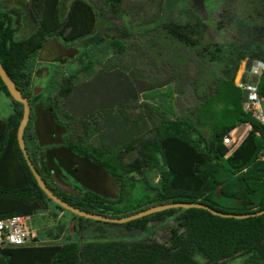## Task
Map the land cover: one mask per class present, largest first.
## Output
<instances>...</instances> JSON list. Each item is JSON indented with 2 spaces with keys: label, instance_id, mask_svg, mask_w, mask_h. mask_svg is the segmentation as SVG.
<instances>
[{
  "label": "trees",
  "instance_id": "16d2710c",
  "mask_svg": "<svg viewBox=\"0 0 264 264\" xmlns=\"http://www.w3.org/2000/svg\"><path fill=\"white\" fill-rule=\"evenodd\" d=\"M127 1L102 0V6H97L92 0H72L66 7L64 0H30L38 26L21 38L17 37L21 24L19 12L0 6V61L31 105L39 97H32L33 64L51 39L98 48L105 43V28L110 27L120 33L110 40V45L118 48V52L125 51L119 38L126 40L133 35L131 30L128 27H106L102 17L106 11L118 13L126 7L132 16L141 15V12L146 16L142 4L129 5ZM167 14L152 29L139 31V35L164 33L170 50H180L189 57L191 53L196 54L210 65L221 62L224 57L222 69L210 70L219 72L233 83L231 98L233 104L241 108L216 119L208 109L209 98L204 101L201 93L203 98L201 95L185 113L171 102L166 106L161 104L160 112L157 111L159 106H155L151 108L152 114L139 113L132 117L124 110L126 103L138 102L140 92L147 93L158 86H172L175 75L182 74L178 69L194 58L179 62L172 57L174 53L170 58L156 56V62L167 59L172 67L163 80L147 79L134 70L131 71L133 79H129L130 76L118 67L108 70L106 75L101 68L96 81L108 79L113 86H110L111 90L117 89V80L123 81L125 95L119 102L110 96L112 100L99 105L107 107L105 129L93 120L91 122V115L80 116L81 112L75 114L72 111V114L64 113L54 105L51 108L54 117L66 129L65 144L72 151L100 164L121 182L118 197L111 198L80 186L76 187V195L63 192L48 182L31 154L30 157L57 195L78 208L98 214L122 217L175 201L204 202L216 210L235 214L263 210L264 160L261 156L264 153V126L244 110L247 91L235 82V72L241 60L248 61L249 69L259 61L264 62V0H223L216 27L231 31V37L221 42L208 40L210 24L194 5L187 4L178 10L173 7ZM86 56L87 53L83 52L80 56L82 66L71 72L57 90L58 97L67 106H72L74 97L88 86L87 82L74 84L79 72L83 71L87 77L94 75V60L84 61ZM195 70L197 72L191 78L197 92L201 86H209L211 82L202 77L198 66ZM114 71L116 74H112ZM253 81H257V77ZM181 87L177 84V89ZM258 90L264 95V73L259 79ZM2 92L11 99L14 111L6 118L0 117V218L17 214L30 216L48 208L50 202L62 211L72 213L47 196L31 171L17 135L23 104L13 99L0 76ZM116 105L123 106L124 113L120 109L115 110ZM88 113H94V110ZM72 115L78 119H72ZM243 123H249L251 129L228 154L230 146L225 137ZM29 126L30 121L24 134L26 147ZM77 129L87 133V140L76 135ZM138 143L141 145L139 155L127 161ZM146 168L158 173L157 185L142 180L144 187L152 190V195H145L141 201L125 204V207L120 206L125 203V195L133 183L130 173L138 171L144 174ZM72 215L80 220L81 226L77 223L73 226L78 234L79 227L84 228L82 222H101ZM168 218H172L173 226L167 242L152 236L133 241H83L82 235V240L69 238L63 243L0 247V264H227L228 259L240 255L245 256L242 264H264V213L235 218L215 215L204 208L173 207L125 223L108 224L121 226L130 232L128 235L134 236V232H151L152 222L161 223ZM66 228L63 221L56 225L59 234Z\"/></svg>",
  "mask_w": 264,
  "mask_h": 264
},
{
  "label": "rangeland",
  "instance_id": "374dc122",
  "mask_svg": "<svg viewBox=\"0 0 264 264\" xmlns=\"http://www.w3.org/2000/svg\"><path fill=\"white\" fill-rule=\"evenodd\" d=\"M66 1L67 0H64V3H66ZM92 1L97 6H102V0ZM222 1L223 0H128L127 2L130 3L129 5L137 3L142 4L145 12L147 13L146 16L142 12L141 15L135 14L134 16H132L127 7L126 9L121 10L118 13L106 11L102 17V20L105 22L106 27L117 26L121 29H123L124 27H128L133 34L132 36L126 38L127 41L125 39H122L121 37L119 38L120 45H123L125 47V51L118 52V48L110 45L109 42L111 39H113V37L120 36L119 30L110 27L105 28V43L103 42L102 44H100L98 48H87L85 46L81 47V45L83 44L79 42L74 43V48H64L59 43V41L51 43L49 42L38 55V59L41 61L54 60L53 63L44 62L45 64H47V66L50 67L51 71L49 76L41 77L42 80H48L49 82V86L45 90L46 93L48 94L50 91L58 90L61 84L66 81L64 78L65 73L67 74L69 72H74L77 67L82 66L80 56H82L83 52L87 53L84 61L94 60V75L87 77L83 71H80L78 77H76L73 81L78 85H82L83 83L87 82L86 84L89 85L87 91L91 92V95L97 96V101L101 99L102 91L106 89L105 86L102 87V85L98 84L96 81L99 80L96 78L100 76L99 72H101L99 71V69L102 68V73L108 75V70H112L118 67L128 76H130L129 79H133L134 74L131 73V71L134 70L147 79L163 80L166 76L169 75L172 67L166 61L167 59L164 61L162 59H158V61L156 62V56L162 58L160 55H163V58H170V55L172 56V54L174 53V56L172 57H174V59L176 58L179 62H186L190 58H194V61L190 60V62H188V65L178 69L182 74L175 75L176 80L174 83H171L172 86H158V88L156 89H151L150 92H140V100L138 102L126 103L124 107L125 109L123 108V106L116 105L114 106V109H120L123 113L125 110L126 114H130L132 117H136L139 113L152 114L151 108H154L155 106H159V110L157 109V111L160 112L162 111L161 104L166 106L167 103L169 104L171 102H174L176 109L185 113L186 111H188V108L194 106L197 103V99L200 98L202 94H204V101L209 98L208 105L210 108L208 109H210L212 116H214L216 119L224 117V114L228 111L231 112L234 110H239V108L241 107H239V105L237 107L235 104H233V99L231 98L234 92L232 89L233 83H231L229 79L227 81V78L221 75L219 72L215 73V71H211L212 69L217 71L224 67V61L226 60L224 57H222L221 62H216L210 65L209 62L204 61L202 57L196 54L191 53L189 57L188 54L185 55V53L180 52V50H170V47L168 46V44H166L167 40L164 33L155 34L154 32H151L146 35H139V31L152 29L154 26H156L163 18L168 15L167 13L173 7H176V9L178 10L184 5L192 4L208 20L210 24V28L208 31V40L218 42L227 41L231 37V31L220 30L216 27L218 12L220 10V4L222 3ZM144 17H147L146 20H143ZM17 37L21 38L22 36L17 33ZM156 44L159 45V47H156ZM157 48L159 49L157 50ZM157 52H160L161 54L156 55ZM196 59H198V61ZM196 66H198L199 70L202 72V77L208 79L211 82L209 86L208 84L207 86H201L199 91L197 90V92L194 90L193 79L191 78V76H193L197 72L195 70ZM250 70L251 69L248 68V61L246 59L241 60V62L239 63V67L235 72V82L242 88H244V84L241 83L245 82V80L243 79L244 75L251 72ZM112 74H116V72L114 71L112 72ZM253 78L256 79V77ZM209 81L205 83H208ZM94 84L96 85L94 86ZM177 84L182 85L181 89H177ZM239 93L241 98L242 92L240 91ZM10 100L11 99L5 93H0L1 115L9 116L11 115V113H13L14 108ZM9 104H11V108ZM62 111L66 113V110H64L63 108ZM105 112H107V107L104 106V108H101L99 106L94 110V113L89 114L88 112H81L79 115H85V117L87 114L88 116L91 115L89 120L91 122L93 120L95 124H98V126L100 125L103 129H105ZM71 117L74 120L78 119V116L72 115ZM236 128H238L237 142H241L251 129V126H249L247 123H243ZM87 143L88 142L85 143L86 146ZM140 148L141 145L140 143H138L137 148L132 151L131 154H129V158H127V161L131 160L132 157L138 156L140 153ZM130 175L133 177V183L131 184V189L125 195V203L123 202L120 205L122 207H125V204H130L131 202L135 203L141 201L145 195H152V190L146 189L142 183V180L149 181V183L152 185H157L158 182V173L156 170L151 168H146L144 174L139 173L138 171H133L132 173H130ZM72 180L74 181L73 177ZM75 183L77 186L85 187L80 181ZM102 190L107 196L117 197L118 189L115 178L109 175L108 184L106 186H103ZM103 192L99 193L105 195ZM61 211L62 210L58 208L53 202H50L48 208H46L45 210L28 216V221L30 222L32 227H34L38 231L39 234L37 244L63 243L69 238L73 237L71 234L73 226L68 225L66 230L60 234L56 229V225L61 224L62 222V217H60ZM65 212H67V214H72L68 211ZM171 226H173V220L172 218H168L161 223L154 224L152 222L151 232H134V236L128 235L130 234L129 231L117 225H109V231L111 233L113 232L112 234L114 235L111 237L115 239L121 238L129 240L152 236L161 242H167L170 236ZM89 234L91 235V233ZM84 239L88 238L84 237ZM244 258L245 256L240 255L235 258L228 259L227 264H242Z\"/></svg>",
  "mask_w": 264,
  "mask_h": 264
},
{
  "label": "crops",
  "instance_id": "0c3cea01",
  "mask_svg": "<svg viewBox=\"0 0 264 264\" xmlns=\"http://www.w3.org/2000/svg\"><path fill=\"white\" fill-rule=\"evenodd\" d=\"M71 1L72 0L66 1V7L70 5ZM0 6L6 9H16L19 12L21 16L19 22L21 24L17 33H19L20 36H27L37 28L38 21L31 7L30 0H0ZM55 41H59L64 48L75 47L74 44H66L61 39H51L50 43ZM83 46L84 45H81V47ZM85 47L90 48L89 46ZM53 61L54 60L41 61L37 58L33 64V77L31 85L32 97L34 98L35 95H38L39 97L34 100L31 105L30 126L27 133V150L29 154L33 156L38 167L42 170L43 174L52 186L59 188L68 194L76 195L78 191L75 182L80 181L87 188L93 189L97 192H103L102 187L108 184L110 174L97 162L79 155L65 144L64 137L66 135V129L54 117L51 107L52 105L57 106L58 110H62L63 108L66 110V113L69 114H72V112L76 114L83 111H92L100 104L102 105V103H107L109 99H111L110 96L115 97L112 99H115L117 102H119V100H123L125 96L123 90L124 83L123 81L117 80L115 82L117 89L111 90L110 86L113 87L111 82L107 80L97 82L98 84H101L102 87L105 86L106 88L102 91V96L99 101L96 100L97 96L91 95V92L85 93L89 87L88 85L85 87L86 90H80L78 96H76V98L74 97L73 105L67 106L65 105L64 100L58 97L57 90L50 91L48 94L46 93L45 90L49 86V82L48 80L41 79V77L49 76L51 73L50 67L45 63H53ZM249 73L244 75L243 79L246 82L253 81L254 79L251 72ZM70 74L71 72L67 74L65 73L64 78L66 79V77H69ZM96 84H94V86ZM145 92L146 91H143L141 93ZM9 105L11 108V104ZM0 117L6 118L8 116L0 114ZM90 130L91 129L88 131ZM86 134L87 133L81 132L79 129L76 130V135H81L87 140ZM90 139L91 138H88V140ZM72 177L74 181L72 180ZM115 181L119 195L121 182L116 179ZM60 217H62V221L66 224V227H68V225L74 226L75 223H77L78 226H81L80 220L72 214H67V212L61 211ZM82 224L84 225V228L79 227L80 234L71 230L73 240L76 238L82 240V235L83 237L88 238L83 239V241L137 240H127L121 238L115 239L111 237L114 235L112 234L113 232L111 233L109 231V225L111 224H108L106 221H101L100 223L82 222ZM89 233H91V235ZM37 242L35 244H37Z\"/></svg>",
  "mask_w": 264,
  "mask_h": 264
},
{
  "label": "water",
  "instance_id": "95a60500",
  "mask_svg": "<svg viewBox=\"0 0 264 264\" xmlns=\"http://www.w3.org/2000/svg\"><path fill=\"white\" fill-rule=\"evenodd\" d=\"M0 76L7 85V88L13 97L14 100L19 101L23 104V115L22 119L20 121L19 127H18V141L20 148L24 154V157L33 172L39 186L42 188V190L47 194V196L53 200L55 203L60 205L61 207L71 211L72 213L76 214L77 216H83L95 220H101V221H106V222H112V223H125L130 220H134L146 215H150L155 212L163 211L168 208H173V207H182V208H192V207H197V208H204L209 211H211L215 215H220L223 217H235V218H245L249 216H255V215H260L264 213V209L254 212V213H246V214H235V213H229V212H223L216 210L209 205H207L204 202H188V201H175V202H169L166 204H161V205H154L149 208L140 210L136 213L127 215V216H122V217H112V216H107L103 214H98L94 212H90L85 209H81L76 207L75 205L65 201L62 199L59 195H57L51 188L50 186L47 185L45 180L43 179L41 173L38 171L37 167L35 166L34 162L32 161L30 154L27 150L26 147V142H25V129L30 121L31 118V104L29 99L23 95L21 89L17 86L15 81L12 79V77L8 74L4 66L2 65L0 61Z\"/></svg>",
  "mask_w": 264,
  "mask_h": 264
},
{
  "label": "built area",
  "instance_id": "2783aa9c",
  "mask_svg": "<svg viewBox=\"0 0 264 264\" xmlns=\"http://www.w3.org/2000/svg\"><path fill=\"white\" fill-rule=\"evenodd\" d=\"M251 73L257 77V81L243 82L244 89L247 91V98L243 104L244 110L256 118L264 126V95L258 90V83L264 73V62L259 61L251 67ZM251 126L249 123H247ZM238 128H234L225 137V142L230 146V154L239 144L237 142ZM264 160V153L261 156ZM38 231L32 227L28 221V216L12 215L0 218V247L5 246H26L35 244L38 241Z\"/></svg>",
  "mask_w": 264,
  "mask_h": 264
}]
</instances>
